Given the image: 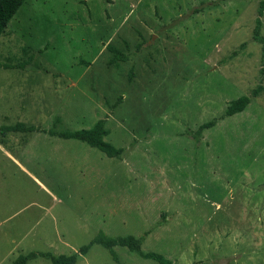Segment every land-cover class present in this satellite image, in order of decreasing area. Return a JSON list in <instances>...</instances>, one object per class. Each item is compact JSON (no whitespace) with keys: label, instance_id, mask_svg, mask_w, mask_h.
I'll return each mask as SVG.
<instances>
[{"label":"rangeland","instance_id":"1","mask_svg":"<svg viewBox=\"0 0 264 264\" xmlns=\"http://www.w3.org/2000/svg\"><path fill=\"white\" fill-rule=\"evenodd\" d=\"M257 9V0H25L0 36V126L40 131L0 134V264L31 251L71 255L99 232L143 238L142 251L172 264H264ZM108 45L129 60L109 65ZM244 95L245 110L226 116ZM98 120L119 158L46 132ZM114 251L118 262L92 245L76 264H157Z\"/></svg>","mask_w":264,"mask_h":264},{"label":"trees","instance_id":"2","mask_svg":"<svg viewBox=\"0 0 264 264\" xmlns=\"http://www.w3.org/2000/svg\"><path fill=\"white\" fill-rule=\"evenodd\" d=\"M258 1V18L255 20V26L253 29L252 39L255 42L261 44L262 57H264V37L261 35V20L260 17L264 14V0ZM25 0H0V36L6 30L9 22L13 19L14 15L17 13L19 8L23 5ZM245 47L242 44L239 47V50H242ZM107 50L112 54L111 59L109 60V65L117 66L120 62H127L129 60V55L118 50L117 48L108 45ZM234 53H237L236 51ZM3 68H8L6 65L2 66ZM130 77L133 75V68L129 70ZM264 94V87L257 86L255 90L251 92L252 97H256L259 93ZM251 97L248 95L241 96L229 103L226 108L225 115L233 116L237 113H241L250 103ZM214 124L213 122H208L203 124L198 128L195 135L198 136L204 129H209ZM40 130L35 126H25L23 123H17L12 126H0V134L2 136L10 132H39ZM47 134L51 137H58L65 140H76L81 143L88 145L91 148L97 149L103 153L108 158H119L123 152L122 148H117L111 143L107 142L105 138L109 135V130L105 127L103 120H98L91 128L89 129H80L76 131H57V130H47ZM143 238H136L134 236H118V237H109L106 236L103 232H99L95 238L89 242L87 245H84L79 248L78 252H75L71 255H53L49 252H28L26 254L18 255L11 264H29L31 261L37 258H43L49 260L51 264H76L80 257L86 255L89 248L92 245H99L102 248L106 249L112 259L118 262V256L114 251V248H124L130 253H134L142 259L152 260L157 264H172V261L165 258L163 255L155 252H144L141 249Z\"/></svg>","mask_w":264,"mask_h":264}]
</instances>
